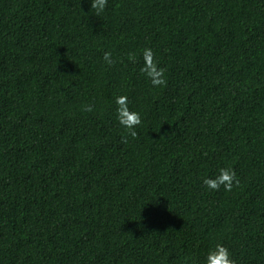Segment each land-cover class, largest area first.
<instances>
[{
	"label": "trees",
	"instance_id": "16d2710c",
	"mask_svg": "<svg viewBox=\"0 0 264 264\" xmlns=\"http://www.w3.org/2000/svg\"><path fill=\"white\" fill-rule=\"evenodd\" d=\"M221 168L230 192L202 182ZM217 244L264 264V0H0V264H205Z\"/></svg>",
	"mask_w": 264,
	"mask_h": 264
},
{
	"label": "clouds",
	"instance_id": "9594fccd",
	"mask_svg": "<svg viewBox=\"0 0 264 264\" xmlns=\"http://www.w3.org/2000/svg\"><path fill=\"white\" fill-rule=\"evenodd\" d=\"M107 6V0H91V9L95 10V14L102 13ZM111 53L105 52L103 60L108 65H112L114 61L111 59ZM144 64L140 68V72L151 82L155 87L166 86L165 69L158 66L157 61L154 58V54L151 49H145L143 51ZM116 119L121 127L126 131L127 136L131 138L137 137L135 129L141 124V117L139 113L131 111L128 107L127 96L116 97ZM92 106H82V111L91 112ZM122 139L127 142L126 137ZM203 184L210 191H217L223 186L225 191H231L233 185H239V180L236 173L231 168H221L218 175L215 177L203 178ZM205 264H235V261L231 258L228 248L221 244H217L216 247L209 251L205 259Z\"/></svg>",
	"mask_w": 264,
	"mask_h": 264
}]
</instances>
